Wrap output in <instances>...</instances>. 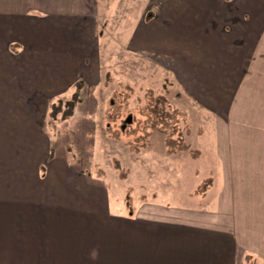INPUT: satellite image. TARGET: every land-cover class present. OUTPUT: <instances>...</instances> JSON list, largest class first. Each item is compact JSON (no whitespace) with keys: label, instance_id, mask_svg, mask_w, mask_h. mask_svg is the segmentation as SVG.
Segmentation results:
<instances>
[{"label":"crops","instance_id":"1","mask_svg":"<svg viewBox=\"0 0 264 264\" xmlns=\"http://www.w3.org/2000/svg\"><path fill=\"white\" fill-rule=\"evenodd\" d=\"M151 1L120 41L200 106L195 201L117 202L50 150L51 97L100 52L98 0H0V264H264V0Z\"/></svg>","mask_w":264,"mask_h":264},{"label":"rangeland","instance_id":"2","mask_svg":"<svg viewBox=\"0 0 264 264\" xmlns=\"http://www.w3.org/2000/svg\"><path fill=\"white\" fill-rule=\"evenodd\" d=\"M98 2L97 32L105 33L100 52L84 63L90 80L78 79L51 97L48 112L53 104L58 111L46 117L50 150L117 202L155 192L162 201L191 203L195 198L183 195L194 186L189 161L200 146V106L159 61L135 47L125 52L120 41L126 15L130 30L155 6L151 0ZM68 102L73 107L64 116Z\"/></svg>","mask_w":264,"mask_h":264},{"label":"trees","instance_id":"3","mask_svg":"<svg viewBox=\"0 0 264 264\" xmlns=\"http://www.w3.org/2000/svg\"><path fill=\"white\" fill-rule=\"evenodd\" d=\"M79 85H81V82L80 83H78V86ZM52 108H51V111H49V113H50V115L52 116V117H55L56 116V113H57V111H58V108H57V106H56V104H53L52 106H51ZM73 107V103L72 102H68L67 103V108H66V110L64 111V116L65 115H68V112H69V110L71 109Z\"/></svg>","mask_w":264,"mask_h":264}]
</instances>
